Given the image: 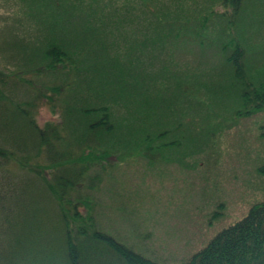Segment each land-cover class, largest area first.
Instances as JSON below:
<instances>
[{"label": "rangeland", "instance_id": "rangeland-1", "mask_svg": "<svg viewBox=\"0 0 264 264\" xmlns=\"http://www.w3.org/2000/svg\"><path fill=\"white\" fill-rule=\"evenodd\" d=\"M82 1L85 12L79 8L74 9L68 0L62 2L60 8L46 9H37V0H0V72L3 73L0 77V95H8L15 103L24 102L23 110L33 105L34 118L39 128L57 126L61 152L83 144L84 138L81 134L87 117L80 116L81 109L93 97L88 94L89 100L82 99L85 92H79V89H84L85 86L80 80H77V84L70 90L54 91L55 85L62 81L63 74L57 76L52 71L46 75L40 74V78H37L39 66L43 63L37 43L46 42V38L50 36L47 33L49 28H53L57 43L72 58L78 59L80 48L77 49V46L80 42L75 43L73 50V43L68 45L65 38L83 13L86 15L93 11H108L107 17L104 18L106 25L101 29V33L109 34L110 37L115 35L114 43L109 48L112 49L110 52L116 51L118 54L127 49V43L135 34L137 37L145 33V29L157 28L151 33L149 46L140 47L141 51L137 46L132 48L130 55L134 57L133 67L137 66L136 58H141L140 70L131 72V75L127 74V77L114 71L96 74V80L90 89L99 88L106 93L104 78L116 76L119 79V88L128 87L132 99L138 104L143 102V107L149 110V115L152 114L154 120L160 119L157 123L161 125L176 121L175 118L180 117L183 110L181 103L177 104L170 93L177 92V87L182 85L179 80H182L181 75L175 72L181 71L185 75L187 69L200 68L204 71L201 77L206 76L214 66L225 63L222 44L231 37L240 38L246 44L249 65L254 69L253 72H256L257 67L264 61V0H240L238 17H235L234 6L231 5L235 1L231 0ZM75 2L76 0H73V3ZM48 4H53V1L50 0ZM142 9L155 11L156 17L147 21V18H143ZM158 31L162 36L171 35L168 40L160 42L157 39ZM179 31L183 37L177 40L176 34ZM228 31L232 33L227 35ZM194 34L200 35L198 40ZM192 38L195 42L189 44L188 40ZM199 40L203 41L202 48L199 47ZM182 48L192 49L193 54L187 53L185 56L189 57L188 59H180L182 54L176 50ZM150 49L157 50L154 54L157 58L166 59L170 56L167 66L174 72L171 80L166 79L168 75L164 70L155 73V77L151 72H146L153 62L149 59L153 56ZM138 50L141 55H138ZM94 54L95 50L91 55H87L88 59ZM67 68L68 66L61 65L59 71L63 72ZM14 70H18L15 71V77ZM141 73H144L142 78L148 83L146 87L142 84ZM6 76L7 78L3 79ZM254 77L257 81L264 79V76H258L256 73ZM226 82L225 77L224 83ZM47 86L54 89V95H58L60 99L59 104H53L51 89L46 88ZM156 87H162V90L159 92ZM195 87L200 88V92L196 93L197 100L204 104L194 109L198 120L185 114L183 123L188 124L193 134L203 130L198 140L199 150H194V145L181 143L179 147H168L162 152L153 146L152 151L144 153L138 151L142 145L138 137L131 135L125 138L121 132L116 131L114 136L105 139L104 146L100 143L99 147L89 153L91 164L88 167L92 168L87 171L85 180L96 178L100 182L91 189L83 187L79 182L80 185L74 187L71 194L76 212L84 219L81 223L84 228L89 231V228L93 227L97 232H104L133 252L157 264H186L222 229L242 220L254 204L264 201V114L243 118L227 115V121H222L214 115L217 104L208 102L206 91L198 82ZM166 88H169L168 91ZM228 89L229 86L223 94L213 95L212 100L225 101L235 112L239 108V102L234 99L236 94ZM231 91L234 92L233 89ZM40 92L43 95H39ZM139 99L142 102L138 101ZM174 101L178 105L177 109L174 105L170 108L176 111L167 110L166 103ZM0 107L7 108L6 114L0 113L2 135L4 134L11 143L21 144L25 141L34 148L37 135L28 126V118L18 117L13 110L17 106L7 102L1 103ZM69 111L71 115L68 114ZM125 112L127 116L131 114L134 117L141 113V110L135 104ZM117 114L124 117L121 106L117 107ZM162 114L165 115L163 118ZM72 122H75V125ZM76 125L79 132L76 131ZM130 128L132 131L135 129L133 126ZM173 137L167 136L153 144L169 143ZM178 140L182 141L181 138ZM106 143L110 144L108 151H113V154L105 155ZM0 145L9 153V160L15 158L7 164L0 158L1 182L5 179L3 170H22L18 164L24 162L27 153H18L14 147L2 142ZM35 149L37 148L30 150V156L37 167V151H33ZM86 152L88 151L84 148L79 151L80 154ZM45 153L46 147L40 157H45ZM17 185H27L22 175L17 176ZM23 191L27 203L37 210V226L43 229H37V242L23 240L26 229L20 224L15 233L10 229L6 238H0V246H10L14 250L16 235L21 240L12 260L19 262V256H23L25 264H37V260L40 264H46L54 252L50 242L55 235L52 229H55L56 221L50 216L58 212L44 203L47 197L42 200L37 198V184ZM69 197L64 196V199ZM82 198H90L93 203L83 205L80 202ZM61 201L63 202V198ZM67 208L65 205V209ZM67 216L74 219L73 210L68 209ZM79 223L77 221L72 224L74 234L77 233ZM6 225L4 222V226ZM85 237L88 239L84 240L96 243L89 238V233H85ZM41 243L45 246L43 251L39 250L37 256L34 249ZM58 253L59 264H66L63 259V246L58 248ZM3 256L0 247V257Z\"/></svg>", "mask_w": 264, "mask_h": 264}, {"label": "trees", "instance_id": "trees-1", "mask_svg": "<svg viewBox=\"0 0 264 264\" xmlns=\"http://www.w3.org/2000/svg\"><path fill=\"white\" fill-rule=\"evenodd\" d=\"M52 1L53 4L49 5L48 3L50 0H37V9L39 7H43V9L49 7L60 8L62 6L61 3L65 0ZM231 1H235V3L231 5L234 6L233 13L236 14L235 17H238L240 14V0ZM68 2L74 9L79 8V10L85 12L84 1L76 0V2L73 3V0H68ZM127 9L128 8H124V10ZM141 11L144 15L143 18H147V21L148 19H153L154 16L156 17L155 11L148 12L146 9H142ZM107 12L108 11H93L92 13H86V15L83 13V15L80 16L79 22L76 23L75 27L68 34V37L65 38L68 45L73 43V50H75V43L80 42L77 46V49L80 48V50H78L79 59L72 58L70 54L57 43L53 28H49L47 33L50 36L46 38L45 43H37V47L42 56L41 60H43V63L39 66L37 78H40V74L46 75L52 71H54L57 76L63 74L62 81H59L55 85V90L50 86L46 87L51 89L54 105L59 104L60 99L58 95H54L53 90H61V92L67 89L70 90L77 84V80H80L85 86L84 89H79V92H85L82 99L89 100L88 94L93 97V99H91L93 102L88 101L84 108L81 109L80 116L87 117L84 123V131L81 134L82 138H84L81 146L61 152L59 135L56 129L57 126L50 125L45 129L39 128L34 118L33 105L27 110H23L24 102L15 103L8 95L5 97L0 95V104L7 102L13 106H17L13 109L14 112L18 114V117H27L28 126L37 135V144L34 146V148L37 149L33 150L37 151V167H35L32 157L30 156L32 155V151L30 152V150L34 148L26 144L25 141L21 144L11 143L0 131V142L14 147L18 153H27V157L23 160L24 162H19L18 164L19 168L22 170L16 171L13 168V171H2L5 179L0 182V238H6L10 233V229L14 230L15 233L18 225L23 224L26 229L23 240H33L37 242V229L42 230L43 228L37 226V210L27 203L23 191L25 188L37 184V198L42 200L44 197H47L44 203L53 207V211L58 212L50 216V218H54L56 221V227L52 229L55 235L50 242V245L54 248V252L52 256L48 258L49 260L47 259L48 261H46V264H59L58 248L60 246H63L65 249L63 259L66 264H157L136 254L130 248L115 241L104 232H97L93 227H90L88 231L81 224L84 219L76 212L72 204L73 200L71 199V194L73 193L74 187L80 185L79 182H81L83 187H88L89 189L100 182L99 179L96 178L85 180L87 171H90L92 168L88 167V165L91 164L88 159L91 156L89 153L93 149L99 147L100 143L104 146L106 142L105 139L112 135L114 136L116 131L118 133L121 132V135L125 138L131 135L138 137L140 139L139 142L142 143L138 151L141 150L142 152L144 151V153L152 151L153 146H156L162 152V150L168 147H179L181 143L188 146L194 145L193 149L199 150L200 145L198 140L203 130L193 134L190 132L191 129L188 124L183 123L185 114L190 115L194 120H198L199 117L197 113L194 112V109L198 106L202 107L204 104L203 102H199L196 97V93L200 92V88L195 87V83L197 82L206 91L209 99L208 102H215V104H217L218 108L214 115L222 121H227V115H234L235 118H243L264 114V79L257 81L256 77H254L255 73L258 76H264V61L262 65L257 67L256 72H253L252 70L254 69L249 65V53L245 46L246 44H244L240 38L231 37L226 43L222 44V51L225 54V63L222 62L214 66L206 76L201 77L204 71L200 68L187 69L185 75L181 71L179 72V70V73L175 72L177 75H181L182 80H179L182 81V85L177 87V92L180 93H170L174 96L177 104L181 103L183 110L181 116L175 118L176 121H171L169 124H158L157 122H159L160 119L154 120L151 117L152 114L149 115V110L143 107L141 99L138 101H141L142 104H138L132 99L128 87L119 88V79L116 76L109 79L98 77L105 79L104 88L107 89L106 93L99 88L94 90L90 89L96 80V78H94L97 77L96 74L114 71L127 77V74L131 75V72L135 73L140 70L142 68L141 58H136L135 65L137 66L133 67L134 57L130 55L132 48L133 46H137L141 51L140 47L149 46L152 40L151 33L153 30L157 29H145V33H141L137 37L135 34L127 43V49L123 50L122 54H118L116 51L110 52L112 49L109 47L114 43L115 35L110 37L109 34L101 33V29L106 25L104 18L107 17ZM180 33L181 31L176 34L177 40L183 37ZM231 33L232 31H228L226 34L230 35ZM170 35L171 34L162 36L158 31L157 39L162 42L163 40H168ZM194 37L198 40L200 35L194 34ZM195 39H189L188 43H194ZM199 41V47L202 48L203 41ZM95 48L98 49L96 50ZM94 50V56L88 59L87 55H91ZM139 50L138 55H141ZM144 50H146V48ZM134 51L136 52V49ZM156 51L157 50L150 49V53L153 56L149 57V59H152L153 62L150 68H147L149 71H145L151 72L154 76L155 73L157 74L164 70L168 75L166 79L171 80V78L174 77V72L167 66V60H169L170 56L166 59L157 58L154 56ZM176 51L181 52L182 57H180V59H188L189 57L185 56L187 53L193 54V50L190 48H182ZM170 52H172L171 49ZM176 60L179 59L176 58ZM195 60L196 59H193V61ZM61 65H66L68 68L60 72L59 66ZM8 66H10V64ZM165 68L168 70H165ZM15 71L18 70H14V77L17 74ZM225 71L226 74H224ZM2 74L3 73L0 72V77H2ZM143 74L144 73H141L140 77L142 84L146 87L148 83L142 78ZM225 77L227 80L226 83H224ZM5 78H7V76L3 79ZM227 86H229L228 90H230L231 93L236 94L234 99H236V102H239L237 103L239 108L235 110V112L230 109V106H228L225 101L216 102L212 100L213 95L223 94ZM168 89L169 88H166L165 90L168 91ZM232 89L234 92L231 91ZM156 90L160 92L162 87ZM104 93L107 95V98L104 96ZM39 95H43V93L40 92ZM179 99H182V101ZM175 101L166 103L168 107L167 110L176 111L178 105ZM135 104L138 105L141 113L136 114L134 117H132L131 114L127 116L125 110ZM173 105L176 106V109L170 108ZM118 106H121L124 110V117L117 114ZM71 111L68 112L69 115H71ZM0 113L1 115L6 114L7 108L0 107ZM133 114L135 113L133 112ZM164 116L165 115L162 114L161 118ZM72 124L75 125V122H72ZM130 126L135 127V129L132 131ZM75 127L76 131L79 132L77 125ZM170 135L174 136L171 142H161L157 145L153 144L155 141L164 139ZM206 136L209 135L206 134ZM178 138H181L182 141L178 140ZM106 146L107 149L104 150L106 152L105 155L113 154V151H108L110 144L106 143ZM45 147L46 156L40 157ZM83 148L88 152L80 154L79 151ZM18 157H16V159H18ZM0 158L6 161L5 164L15 159L12 158L9 160V153L1 145ZM99 167L104 170L102 166ZM43 174L45 176H42ZM19 175L23 176L24 182L27 185H17V176ZM67 195H70V197ZM64 196L69 198L64 199ZM61 198H63V202ZM80 202L83 205L93 203L90 198H82ZM65 205L68 207L67 209H65ZM68 209L73 210L74 219L67 216ZM77 221L80 223L77 226V233L74 234L72 231V224ZM4 222L7 224L6 226H4ZM85 233H89V238L96 243L84 240L88 239L85 237ZM14 239L16 240L14 250H12L10 246H6V248L5 246H0L4 253L3 258L0 257V264H25L26 260L23 256H19V262L17 260H12L21 238L14 235ZM0 243L2 242L0 241ZM44 246L45 244L41 243L34 249L37 256L39 250L43 251ZM37 264H40L39 260H37ZM186 264H264V202L254 205L240 222L219 232L202 250L193 255Z\"/></svg>", "mask_w": 264, "mask_h": 264}]
</instances>
